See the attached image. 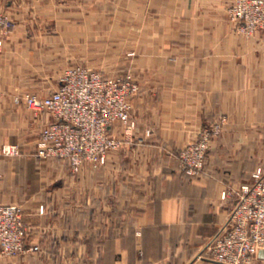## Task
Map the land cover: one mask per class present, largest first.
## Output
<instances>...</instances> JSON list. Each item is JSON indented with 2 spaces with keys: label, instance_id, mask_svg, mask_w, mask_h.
<instances>
[{
  "label": "crops",
  "instance_id": "1",
  "mask_svg": "<svg viewBox=\"0 0 264 264\" xmlns=\"http://www.w3.org/2000/svg\"><path fill=\"white\" fill-rule=\"evenodd\" d=\"M71 1L77 47L104 49V34L118 36L140 83L130 100L134 126L114 128L123 147L98 169L36 159L51 117L34 115L22 96L47 94L59 79L48 88L47 68L27 61L32 47L20 34L25 9L47 6L0 0L12 19L0 46V144L24 152L0 156V203L21 206L39 245L0 264H218L209 244L232 204L221 193L264 165V28L237 33L227 19L232 0ZM221 116L203 173L186 174L179 150Z\"/></svg>",
  "mask_w": 264,
  "mask_h": 264
},
{
  "label": "built area",
  "instance_id": "2",
  "mask_svg": "<svg viewBox=\"0 0 264 264\" xmlns=\"http://www.w3.org/2000/svg\"><path fill=\"white\" fill-rule=\"evenodd\" d=\"M243 5L235 17L243 19L238 31L251 35L264 28V0H234ZM12 19L0 9V46ZM129 78L107 76L77 66L66 69L57 88L47 94L26 92L22 98L34 115H50L39 132L32 155L38 160L60 159L73 172L84 165L98 169L111 150L123 147V138L114 128L132 129L130 98L138 86ZM222 124L203 127L194 141L180 149L179 165L190 176H200L206 164L207 151L213 136ZM18 144H0V156L23 155ZM222 199L232 198L225 222L209 244L211 258L218 264H256L264 257V165H258L248 181L229 187ZM30 228L21 206L0 203V258L36 252L39 247L28 243Z\"/></svg>",
  "mask_w": 264,
  "mask_h": 264
},
{
  "label": "rangeland",
  "instance_id": "3",
  "mask_svg": "<svg viewBox=\"0 0 264 264\" xmlns=\"http://www.w3.org/2000/svg\"><path fill=\"white\" fill-rule=\"evenodd\" d=\"M92 3L99 5L97 9H100L102 4L101 2ZM43 4H46V10L39 7L25 9L26 13L28 12L29 18L27 16V19L25 18V21L22 22L24 27H22V33L20 36L24 37L23 42H25V47H27V44L32 47L33 56L28 58L27 61L33 63L34 67H39L38 65L43 67L45 65L47 68L48 88H52L56 85L61 74L66 69L80 66L107 76H118L123 77V79L129 78L128 80L138 86L137 92H139L140 83L135 79L133 66L123 64V46H120L118 36L104 34L105 40L107 42L109 41L110 46L104 49L83 48L81 45L84 43L77 47V39H73L72 37V11L75 8V3L73 4L71 0H44V2H42V5ZM81 7V11L87 9L86 4L83 6L81 5ZM0 9L2 10V8ZM233 9L234 11L236 9L241 10L243 9V5H240L238 1L232 0L227 7V19L231 25L234 26L237 33L245 36H252L260 30L255 31L251 35L239 32L238 27L243 25V19L235 17L233 15ZM83 35L85 37L88 36L86 33ZM81 40L82 38L80 41ZM112 42L118 43L120 47L118 45L111 46ZM225 121V117L221 116L211 122L208 126L219 123L222 124L221 126L223 127ZM222 127L220 133L213 136L211 141L221 134L223 130ZM201 129H203V127L197 131L196 137ZM194 140H191L190 142ZM120 148L111 150L109 153L118 151ZM249 179L250 177L245 181H248ZM31 235L29 236L28 243L31 246L36 245L39 247L38 243L31 240Z\"/></svg>",
  "mask_w": 264,
  "mask_h": 264
},
{
  "label": "water",
  "instance_id": "4",
  "mask_svg": "<svg viewBox=\"0 0 264 264\" xmlns=\"http://www.w3.org/2000/svg\"><path fill=\"white\" fill-rule=\"evenodd\" d=\"M259 255H260L261 257H264V250H261V251L259 252Z\"/></svg>",
  "mask_w": 264,
  "mask_h": 264
}]
</instances>
